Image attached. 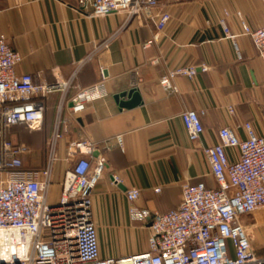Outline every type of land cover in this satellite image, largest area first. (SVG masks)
<instances>
[{"label":"crops","instance_id":"1","mask_svg":"<svg viewBox=\"0 0 264 264\" xmlns=\"http://www.w3.org/2000/svg\"><path fill=\"white\" fill-rule=\"evenodd\" d=\"M158 2L171 20L145 50V42L158 33L154 21L126 14L90 18L76 0H0V36L5 35L22 56L17 73L30 75L37 84L69 83L66 92L44 100L45 119L39 130L10 128L0 138V149L4 141L23 145V171H42L51 163L48 200L56 204L65 173L75 161L69 157L70 145L95 146L94 159L106 160L105 174L91 196L103 258L149 250V226L131 219L127 191H140L134 204L139 209L153 214L176 210L184 185L217 187L202 148L219 143L220 129L230 128L245 140L244 124L251 123L258 135H264V64L237 16L242 14L253 30L262 28L264 0ZM179 67H195L197 75L177 78L179 92L168 95L160 79ZM99 84L109 96L74 114L71 99ZM132 89L139 91L142 104L122 109L115 96ZM188 110L205 112L198 143L190 141L181 118ZM227 154L230 162L239 158L238 150ZM113 176L118 184H113ZM105 234L124 239L122 249L105 248ZM254 247L264 256L255 243Z\"/></svg>","mask_w":264,"mask_h":264},{"label":"built area","instance_id":"2","mask_svg":"<svg viewBox=\"0 0 264 264\" xmlns=\"http://www.w3.org/2000/svg\"><path fill=\"white\" fill-rule=\"evenodd\" d=\"M62 1V0H55ZM77 7L90 18L126 14L145 22H156L157 32L145 42L150 49L171 20L158 0H76ZM2 8L0 5V13ZM243 33L260 50L264 64V26L253 30L237 15ZM221 26L228 35L224 20ZM22 56L0 36V138L8 129L23 126L39 130L45 119V102L52 94L66 92L69 83H35L30 75H19ZM157 63V61H156ZM195 67L169 70L160 79L168 94L179 92L175 80L193 79ZM109 92L103 84L82 89L71 99L74 114L88 104L103 100ZM233 114L234 110L230 109ZM205 112L188 110L181 115L189 139L198 143L204 133ZM241 140L230 128L218 132L219 143L202 148L217 187L205 184L183 186L178 209L165 214L135 207L138 189L127 191L134 222L149 226V250L120 258H103L97 227L93 223L91 196L106 171L105 158L94 159L95 146L75 142L69 147L73 166L65 173L63 191L56 204H50L51 163L42 171H23L20 159L27 149L4 141L0 149V264H264L257 253L252 229L246 219L264 210V135L251 123ZM123 149V139L118 138ZM227 150H238L230 162ZM53 159L51 158V161ZM113 184L119 180L113 176ZM160 190H156L158 193Z\"/></svg>","mask_w":264,"mask_h":264},{"label":"rangeland","instance_id":"3","mask_svg":"<svg viewBox=\"0 0 264 264\" xmlns=\"http://www.w3.org/2000/svg\"><path fill=\"white\" fill-rule=\"evenodd\" d=\"M246 223L249 226L256 224L257 227L258 225L257 228L254 227L251 231L253 236V242L255 243V245L258 246L259 251L264 253V210L257 212L254 215L248 217L246 219ZM103 242L105 248H108L112 251H119V249H122L123 247L124 239L113 238L111 234L110 235L105 234L103 238Z\"/></svg>","mask_w":264,"mask_h":264},{"label":"water","instance_id":"4","mask_svg":"<svg viewBox=\"0 0 264 264\" xmlns=\"http://www.w3.org/2000/svg\"><path fill=\"white\" fill-rule=\"evenodd\" d=\"M115 100L122 109H133L142 104V99L137 89L118 94L115 96Z\"/></svg>","mask_w":264,"mask_h":264}]
</instances>
